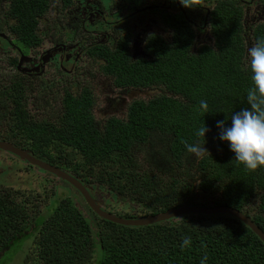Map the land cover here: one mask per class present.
I'll list each match as a JSON object with an SVG mask.
<instances>
[{
    "label": "trees",
    "instance_id": "trees-1",
    "mask_svg": "<svg viewBox=\"0 0 264 264\" xmlns=\"http://www.w3.org/2000/svg\"><path fill=\"white\" fill-rule=\"evenodd\" d=\"M48 2L11 0L6 15L14 22L8 26L14 44L21 49L41 42L37 26ZM259 3L264 6V0ZM217 4L207 18L208 44L195 47L193 24L182 14L165 11L160 20L170 33L152 37L150 60L131 61L125 42L114 50L94 51L104 57L122 85L157 84L160 90L148 102L130 103L126 120L112 118L103 131L94 121L91 98L90 103L86 98L65 100L68 117L63 116L59 127L21 109L30 85L16 70L14 59L9 81L8 77L0 80L3 134L15 147L42 160L41 155L56 147L63 154L78 155V164L90 174L100 179L108 176L102 180L119 197L118 203H123L121 212L127 213L116 212V206L101 209L120 218L155 216L181 206L229 207L246 211L264 234V167L250 171L233 160L234 154L219 140L216 127V121L228 120L234 111L247 107L251 81L246 50L251 41L254 46L264 38V24L245 28L240 0ZM201 99L208 102V113L199 109ZM203 122L209 129L204 147L210 150L195 156L186 152L184 142L203 143L196 135ZM149 140L158 143L152 142L148 151L160 160L157 156L143 168L137 164L136 151ZM190 157L195 160L190 162ZM188 163L192 174L187 172ZM63 182L69 191L74 190ZM30 205L19 194L0 190V264H8L2 258L27 237L32 239L36 257L26 262L38 260L39 264H200L205 255L207 264H264V242L228 214H184L150 225L124 226L91 210L89 215L67 195L49 208H53L49 215V209L42 213ZM185 236L191 238L190 244L181 247Z\"/></svg>",
    "mask_w": 264,
    "mask_h": 264
},
{
    "label": "flooded vegetation",
    "instance_id": "flooded-vegetation-1",
    "mask_svg": "<svg viewBox=\"0 0 264 264\" xmlns=\"http://www.w3.org/2000/svg\"><path fill=\"white\" fill-rule=\"evenodd\" d=\"M48 1V7L40 17L37 26V33L41 38V42L26 50L27 53H30V58L22 53L21 47L13 42L15 36L11 34L8 25L13 24L14 21L11 20V22L6 24L7 22L0 20V56H2L10 70L13 69L10 63L14 59L18 61V64L20 61L21 65L18 66L17 64L15 68L25 77V80L27 79V83L30 85V92L26 96L28 98H26L24 105H21L20 108L33 114L35 118L38 114L33 112L43 111L47 114V117L43 116L41 120L47 121L52 126L59 127L63 122V116L68 117L66 107L63 105L65 100L70 99L69 97L76 100L86 98L87 102L90 103L91 98V110L93 114H96V111L98 112L95 117L97 121L95 119L94 121L98 123L101 130L107 121L112 118L126 120L129 105L128 101L125 98L122 99V97L126 93L135 91L136 88L122 85V80L118 79L114 72L107 68L108 62L105 64L104 57L97 55L94 51H101V49L114 50L125 42L131 61L150 60L152 56L149 52V42L152 41V37L158 34L168 36L170 33L167 27H159L156 24L155 16L164 25L160 20V13L172 9L175 11L173 14L184 15L188 22L193 24L195 31L197 29L196 39L198 40L199 35L201 37L202 34L207 33L208 15L211 10L216 8L218 3L216 0H209L216 3L212 4L213 2H211L206 7H200V1L204 0H191L188 3L190 7H185L180 3V0ZM240 1L244 4V27L251 29L252 27L248 25L250 22L247 20L249 12L260 11L264 13V6L259 3V0ZM10 2L11 0H0V16L4 13V8L9 7ZM149 14L154 16L143 23ZM50 18H52V24L49 22ZM97 19L100 20L99 27L102 30L101 32L90 30V26ZM194 19H198V21ZM255 22L264 24V19L252 18L251 23ZM46 26L52 27L53 33L58 36L57 39L48 41L49 48L42 47L44 42L43 34L44 32L46 34V31H41V28ZM93 27L95 28L96 25ZM5 42L8 43L9 47H5ZM134 55L135 57H133ZM2 69L0 67V70ZM11 76L12 73L8 76V81ZM57 76L61 77L62 84L59 86L53 84ZM75 86L76 89L74 90ZM150 90H154L155 93L146 98L148 100L155 98L159 92L156 87ZM32 107L34 108L30 112ZM10 108L17 110L15 106ZM114 111L117 113H114ZM5 130V125L2 123V127H0V143L17 148L12 144L11 139H8V136L3 134ZM152 142L154 141L149 140L137 147V164L143 168L148 167L157 156V159L160 160L158 154H150L148 151ZM144 147H147V149L141 153ZM23 151H27L32 158L52 165L76 179L85 187L97 206L103 207V209L108 206H116V212H121L123 203H118L119 197L112 195L111 187L105 183L107 181L102 180L108 179V176L102 175L103 177L100 179L98 175L90 174L89 169H85L83 165L78 164L81 160L78 155H74L70 151L68 152L72 154H63L55 147V149L50 150L48 155H41L44 157V160H42L30 154L28 150ZM0 156L13 162L12 166H10L12 168L11 171H17L22 177L30 176L38 183L40 188L48 187L53 188L55 191L60 188L67 197H71L72 201L77 203L80 208H83L86 213L90 215L89 210H91L96 215L80 192L75 189L69 191L62 178L44 171L40 167L8 151L0 150ZM5 171L6 168H0V173L3 176L8 174ZM0 181V190L3 192H10L11 196H14L15 193L20 194L17 190L10 187L11 182L5 181L4 185L2 178H0ZM83 181L85 182L82 183ZM16 183L19 184L18 182ZM115 209L113 210L115 211ZM126 213L127 211L121 212L122 215ZM31 257H36V255L31 254L27 259Z\"/></svg>",
    "mask_w": 264,
    "mask_h": 264
},
{
    "label": "clouds",
    "instance_id": "clouds-1",
    "mask_svg": "<svg viewBox=\"0 0 264 264\" xmlns=\"http://www.w3.org/2000/svg\"><path fill=\"white\" fill-rule=\"evenodd\" d=\"M180 3L185 7H190L185 0H180ZM206 32L208 33V30ZM246 53L251 81L246 90L247 107H241L238 111H234L228 120L224 117L223 120L216 121V127L219 130V140L226 142L229 151L234 154L233 160L252 171L264 167V38L257 39L254 46H252L251 41ZM153 87L159 90L157 84H152L145 87H135V91L150 90ZM135 91L132 92L131 99L128 95L125 97L128 105L137 100L144 102L152 100L135 96ZM199 109L204 113H208V102L201 99ZM229 120L230 124L226 123ZM207 131L209 129L203 122V127L199 128L196 133L198 137L203 138V143H200L199 140L193 143L185 141L187 153L195 156L203 153L209 154L208 149L204 147V138ZM244 212L246 214V211ZM190 240V237L185 236L182 239L181 247L188 246ZM207 260L208 257L203 256L200 259V264H207Z\"/></svg>",
    "mask_w": 264,
    "mask_h": 264
},
{
    "label": "rangeland",
    "instance_id": "rangeland-1",
    "mask_svg": "<svg viewBox=\"0 0 264 264\" xmlns=\"http://www.w3.org/2000/svg\"><path fill=\"white\" fill-rule=\"evenodd\" d=\"M191 0H185V2L188 4ZM222 0H216V2H221ZM225 1V0H223ZM211 2L213 1H209V0H204V1H200V7H206L207 5H209ZM213 2L212 4L216 3ZM218 5V4H216ZM211 10V9H210ZM4 13L1 14L0 16V20H4L5 22H11L10 19H8L7 15H6V11H7V7L4 8ZM107 11V10H106ZM169 13H174L175 11L170 9L168 11ZM259 13H261L260 11H250L248 16H247V20L250 22L248 25H250V27L255 26L258 23H251V19L252 18H256V19H264V13H261V15H259ZM176 15V14H175ZM154 15L149 14L147 15V19L143 21V23L147 22L148 18L153 17ZM156 17V21H157V25L160 26H164L160 23V21L158 20V17ZM196 21H198V19H194ZM50 24H52V18H50L49 20ZM99 23L100 20L97 19L96 22L90 26V30L95 31V32H101L102 30L99 27ZM2 24V23H1ZM96 25V27L94 28L93 26ZM55 28H57L56 26H54ZM41 31H46V34L44 32V42L42 47L43 48H49L48 45V41L53 40V39H57L58 36L56 34L53 33L52 31V27L46 26L41 28ZM91 31V32H92ZM40 33V31H39ZM42 35V36H43ZM61 36V33H60ZM210 35L205 33L202 34L201 37L199 35L198 40L195 43V47L200 46L201 44H208L206 39H209ZM27 49H22V53H24L28 58H30V53H27L26 51ZM33 54V53H32ZM0 67L3 68L2 70H0V80L7 78L11 73L12 70L9 69V67L6 65V62L2 59V56H0ZM61 77L57 76V78L53 81V84L55 86H59L62 84L61 82ZM66 88V87H65ZM76 89V86L74 87V90ZM155 91L154 90H144V91H135V96L137 97H141V98H148L150 95L154 94ZM128 94H125L123 98H125ZM131 97H129V99H131ZM34 107H32L30 109V112H32ZM36 115V119L37 120H41L44 117H47V114L43 111H36L33 112ZM98 112L96 111V114ZM114 113H117L116 111H114ZM93 114V112H92ZM96 114H93V117L95 119ZM99 119V117H98ZM96 120V119H95ZM97 121V120H96ZM5 124V123H3ZM6 125V124H5ZM208 150H210V147L207 148ZM217 150H211L210 152H216ZM138 157V156H137ZM195 160L194 157H190L189 161L193 162ZM13 162L10 159H5L3 156H0V168H6V171L8 174L3 176V174L0 173V178L3 179L4 185H5V181L11 182L10 183V187L17 190L20 194L19 197H21L22 199H25L27 201L30 202V204L33 205L34 209L37 210L39 209L40 212L45 213V211L51 207H56L57 203L59 200L62 199V197L65 195V192L63 190H60V188H58L57 191H55L53 188H40L38 183H36L30 176L27 177H22L17 171H11V167ZM191 166L190 163L187 164V172H189L190 174H192V172L189 171V167ZM21 176V177H20ZM1 182V181H0ZM2 182V184H3ZM16 182H18L19 184H17ZM54 192V193H53ZM53 194V195H52ZM202 197V196H201ZM53 211L52 209H49L48 211V215ZM40 220V219H39ZM37 223H41V221H39ZM19 242L15 245V247H13L11 249V252H8L7 255H5L1 262L7 261V260H11V262H8V264H31V263H41L38 262V260H34L32 262H26V259L32 254L33 252V243H32V239L31 238H25L23 243ZM21 245L20 249L12 252L13 250H15L16 248H18ZM15 254V255H14ZM89 264V263H88ZM91 264V261H90Z\"/></svg>",
    "mask_w": 264,
    "mask_h": 264
},
{
    "label": "water",
    "instance_id": "water-1",
    "mask_svg": "<svg viewBox=\"0 0 264 264\" xmlns=\"http://www.w3.org/2000/svg\"><path fill=\"white\" fill-rule=\"evenodd\" d=\"M135 57V55L133 56ZM21 62H19L18 66H20ZM132 92L128 94V97L132 96ZM0 150L8 151L16 156H19L20 158L30 162L31 164L36 165L37 167H40L44 171H48L52 173L53 175L62 178L64 181L69 183L75 190L80 192V194L83 196L87 204L90 206V208L96 213L97 216L100 218L107 220L112 223L124 225V226H143V225H150L154 224L172 217H178L184 214H228L230 216H233L240 221H242L244 224H246L249 229L262 241L264 242V234L254 225V223L247 218V215L245 212H240L238 210L229 208V207H210V206H181L175 209H170L166 212L157 214L155 216H149V217H143L138 219H123L120 218L114 214L105 212L101 209L100 206H97L94 203V200L89 196L87 190L85 187L78 182L76 179L71 177L70 175L64 173L60 169L49 165L47 163L40 162L39 160H36L32 158L27 151H23L17 148H13L10 145L0 143Z\"/></svg>",
    "mask_w": 264,
    "mask_h": 264
}]
</instances>
